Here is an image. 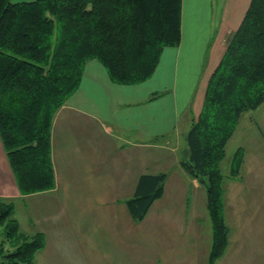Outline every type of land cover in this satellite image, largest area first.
Instances as JSON below:
<instances>
[{"label": "crops", "instance_id": "0c3cea01", "mask_svg": "<svg viewBox=\"0 0 264 264\" xmlns=\"http://www.w3.org/2000/svg\"><path fill=\"white\" fill-rule=\"evenodd\" d=\"M250 1L216 0L217 11L212 6L207 9L210 22L216 13L214 37L208 49L199 54L202 57L206 52L198 69L202 74L195 89L182 94L187 99L181 113L179 75L188 72L194 48L201 43L199 35L205 33L204 27L199 30L201 9H194L187 29L189 47L183 50L185 0H181L180 42L162 49L146 80L115 83L101 63L87 61L78 88L52 119V189L22 195L0 139V198L13 201L15 217L24 232L40 231L45 237L35 264H207L209 234L204 235L203 247L196 246L193 254L176 249L177 244L189 247L202 238L198 219L201 213L209 217L204 186L181 167L176 147L168 149L172 158L148 151L163 147L159 140L176 131L185 111L189 122L198 115L208 79ZM254 126L259 134L248 135L240 146L243 176H230L224 183L229 226L227 249L220 257L228 260L224 264L244 249L249 253V264L264 261V119L255 121ZM149 159L157 163L149 165ZM163 160L164 168L160 164ZM146 172L166 173L163 194L144 218L136 221L126 199L133 195L138 177ZM166 202L176 209L161 210ZM149 217L161 233L145 228ZM162 229L175 230L180 239Z\"/></svg>", "mask_w": 264, "mask_h": 264}, {"label": "trees", "instance_id": "16d2710c", "mask_svg": "<svg viewBox=\"0 0 264 264\" xmlns=\"http://www.w3.org/2000/svg\"><path fill=\"white\" fill-rule=\"evenodd\" d=\"M181 39V0H0V139L22 195L54 187L51 123L78 88L84 66L97 60L110 79L134 84L149 78L162 49ZM264 102V0H251L212 71L202 107L185 134L180 165L205 188L211 225L207 264L225 253L221 163L242 113ZM243 151L234 152L237 177ZM166 173H144L126 199L130 215L144 218L163 194ZM12 200L0 198V264H35L45 246L37 231L21 230Z\"/></svg>", "mask_w": 264, "mask_h": 264}, {"label": "rangeland", "instance_id": "374dc122", "mask_svg": "<svg viewBox=\"0 0 264 264\" xmlns=\"http://www.w3.org/2000/svg\"><path fill=\"white\" fill-rule=\"evenodd\" d=\"M210 6H212V9L214 11L215 10L217 11L218 6L216 4V0H185V17H184L185 37H184V43H183V50H186L189 47V37L187 35V29H188L189 24H191L190 14L192 15L193 13H195L194 9H201V27H200V23H199V30L201 29V31H202V27H204L205 33H203L204 37H203L202 32L199 35V40L201 43L198 45V42H197V45L194 48V53L192 55L193 57H191L192 62L189 65L188 72L184 71L185 73L183 72V75H182V72L179 75L178 91L181 93V97L178 98L179 112H180V110L181 111L183 110L184 100L187 99V98L183 97L182 94L185 95L187 93H191V91H193V89H195V86L200 79V75L202 74V70L198 71V69L201 66V60L204 59L206 52H204V56H202V57L199 54L202 53L204 48L208 49V47L210 46V44L213 41L215 25H216V13L213 12L211 22L208 21L207 16L209 15V13H207V9H210ZM208 12H209V10H208ZM206 13H207V15H206ZM206 20H207V22H206ZM201 35H202V41H201ZM187 114H188V110L185 111L183 114H181L180 121L177 125L175 132H173V133L169 134L167 137H164V138L159 140V142L163 145V147L161 149H159L157 151H156V149H153V150H150L148 152L151 153L153 156L159 155V157H166L167 155H169L170 158H172L173 155L171 154V152L169 153L168 149L176 147L175 154L178 155L180 159L186 158L187 157V153H186L187 152V145H186V140H185V134L190 127V124H189L190 122H189V120L186 119ZM262 119H264V102L255 109H249V110L244 111L242 113V115L240 116L238 123L236 125V128L233 132V135L230 137V139L228 140V142L226 144V156L221 163V168H222L221 171L223 174V181H224L225 185L229 181V178H230V175H229L230 162H231V159H232L234 152L236 151L237 148H239L240 146H243V143H244V141H246V138L248 137V135H252V134L258 135L259 134V133H257L258 129L254 126V124H255V121H259ZM262 130H264V128H262ZM184 149H185V153H183ZM148 161L151 163L149 165H153V164L157 163L156 161L153 162L152 159H149ZM160 164L161 165L164 164V160L161 161ZM161 167L164 168V165H162ZM169 170H171V168H169ZM149 171H154V170H149ZM146 173H149V172H146ZM241 176H243L242 172L240 174V177ZM203 193H205V188H203ZM223 201H224V194H223ZM197 202H199V196H197ZM160 207H161V210L169 209V208L170 209L172 208L174 210L176 209L174 206H170L168 202L162 204ZM225 209L226 208L224 206V217H225V221H226ZM228 211L230 214L231 213L230 207H228ZM13 215L15 216V211H14ZM200 216L201 217H199L198 222L202 228V233H203L202 238L197 243L196 242L191 243L189 246L190 248L188 247V245H186V247H183V244L179 246L176 243L177 244L176 245L177 251H181V252L185 251V255H186V254H189V250H191V254H193V251H195L196 246L197 247H200V246L203 247V244L205 242V239H204L205 234H206V236H207V234H209V237H210L209 239H211L210 219H209V217H208V219H206L203 213H201ZM19 217L22 220V216H19ZM239 218H241V217H239ZM226 223H227V221H226ZM145 228L149 231L152 229V231L154 233L156 231L161 233V230L160 231L158 230L157 223L153 222V220L150 217L148 219V223H146ZM162 230L170 231V233L175 234V238L177 241H178V239H180L179 236L176 234L175 230H174V232H173V230H166V229H162ZM246 230L247 229H243L242 231L246 232ZM182 239L183 238H181V240ZM2 241L4 243V246L7 248L8 243L6 241L4 232L1 229L0 230V243H2ZM209 245H210V241H209ZM226 249H227V247H226ZM224 258H226V257H224ZM248 258H249V253H247V250L244 249L241 252L236 253V255L233 256L231 261H229V263H227V264H249ZM216 262H218V263L220 262V264H224V263L228 262V260L224 259L221 261L219 258L216 260ZM216 262L214 264H217ZM259 264H264V261L261 260V262Z\"/></svg>", "mask_w": 264, "mask_h": 264}]
</instances>
